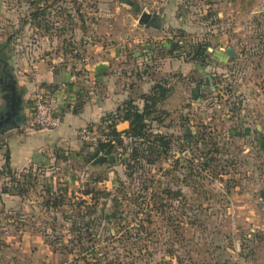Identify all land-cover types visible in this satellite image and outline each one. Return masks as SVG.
<instances>
[{
	"label": "rangeland",
	"instance_id": "1",
	"mask_svg": "<svg viewBox=\"0 0 264 264\" xmlns=\"http://www.w3.org/2000/svg\"><path fill=\"white\" fill-rule=\"evenodd\" d=\"M263 6L264 0H0V62L20 94L18 132H32L23 126V109L31 110L26 96L34 95L39 69H69L81 85L68 91L64 106L109 102L103 115L128 100L142 108V96L163 84V113L152 115L161 121L151 129L174 141L143 182L126 176L120 148L102 164L87 162L98 142L79 138L81 150L57 147L39 164L2 174L0 264H264ZM36 10L41 14L32 19ZM219 52L222 61L215 60ZM97 62L107 66L99 75L92 70ZM105 126L85 127L107 137ZM186 129L193 138L180 149ZM6 154L0 141V170ZM204 160L211 165L201 169ZM159 197L162 215L153 210ZM114 208L119 218L107 220L102 212ZM74 225L80 233L70 231Z\"/></svg>",
	"mask_w": 264,
	"mask_h": 264
},
{
	"label": "trees",
	"instance_id": "2",
	"mask_svg": "<svg viewBox=\"0 0 264 264\" xmlns=\"http://www.w3.org/2000/svg\"><path fill=\"white\" fill-rule=\"evenodd\" d=\"M41 14V10H36L31 13L32 19L39 17ZM197 50L202 57L204 56L205 47L198 46ZM201 60V59H200ZM201 63V62H200ZM168 92V89L165 88L163 84L157 83L152 88L149 94H144L142 96L143 106L139 108L134 104L133 101L128 100L124 101L120 106H118L113 112H109L104 114L100 120L99 124L106 125L105 128L108 129L107 140L98 142L94 147L92 152H88V156H86L87 162L96 158L99 154H103L105 156L114 154L119 148L120 151L117 152V159L121 162L125 169V174L127 177L133 178L137 177L142 180H145L146 173L153 170L154 166L157 162L164 160L167 156H170L171 152H173V136L163 133H154L151 129L152 121H161L160 117H154L153 114L160 112L158 108V104L162 102ZM81 104V103H80ZM79 104L74 106V111H77L79 108ZM163 113V112H160ZM23 116H21V120ZM120 122H127L128 127L124 130H117L116 125ZM192 134L189 129H186L185 135L183 137V143L181 144V148L187 146L192 141ZM201 140H196L197 144ZM174 155V154H173ZM173 158V157H172ZM177 159L174 160V163H177ZM211 162H213L211 160ZM201 169H205L207 166L211 165L208 161L201 162ZM13 171L9 166V155L6 154L5 162L3 169L0 170V176L2 174H10ZM186 183V182H185ZM2 192L8 193L9 189L3 186ZM147 189V188H145ZM144 189V190H145ZM63 193V192H62ZM67 189L64 190V195H61L60 200L56 201L58 204H61L63 197L66 196ZM85 195H89L90 191H84ZM163 193L171 198L179 197V191H173L170 188H165ZM261 196H264V192L260 193ZM114 203L120 204L117 197L112 198ZM162 198H157V201L153 203H158V206H155L153 209L155 213L162 215V207L161 204ZM159 206H162L159 208ZM102 215L110 221H115L119 218L118 212L116 209L111 212H102ZM90 222H87L86 225H89ZM138 232L143 231V226L138 224ZM86 228V232H87ZM71 232L78 231L79 228L72 227L70 229ZM115 231L114 235H117ZM125 232H122L123 235ZM139 235V234H137ZM139 238V236H138ZM137 238V239H138ZM85 261V258H82ZM87 262H84V264ZM120 264V262H118Z\"/></svg>",
	"mask_w": 264,
	"mask_h": 264
},
{
	"label": "crops",
	"instance_id": "3",
	"mask_svg": "<svg viewBox=\"0 0 264 264\" xmlns=\"http://www.w3.org/2000/svg\"><path fill=\"white\" fill-rule=\"evenodd\" d=\"M153 21L155 22L156 19L152 18L150 20V22ZM222 55V53L217 55V59L215 60L222 61L219 60L222 59ZM100 63L105 62H97L93 64L92 70L96 75H99L101 71H103H95L93 69L95 65ZM105 68H107V66ZM35 79L34 88L38 87L40 82L44 87L47 86L45 87L47 89L43 86H39L40 88L47 90L49 93H53L54 96L57 97L59 102L58 111L63 118V122L58 128L51 130H32V132L21 133L20 131L18 132V127H15L0 133V141L3 142V147L8 149L9 166L12 171L21 169L29 163L37 162V164H39L41 161L46 160L48 156L53 155V150L57 147L66 146L70 149L72 147H77L80 150L83 149L84 147L83 145L81 146V142L77 136L78 130L87 125L96 126L97 123H99L103 112L111 109V106H109L111 104L109 102L105 105V102L103 101H91L89 98L87 99V102H84V105L83 102H81V105L83 106H80L77 111H74V106H69L70 104H67L65 107L64 99L68 97V91L71 93L72 89H75L77 85H81L77 82V76L69 69H65L64 71H49V69L44 68L39 69V73ZM61 83H65V88L59 89ZM77 91L81 92L78 89ZM30 93L32 92H28L26 98L33 97ZM23 111L26 112V115V107ZM127 127V122H120L116 125L117 130H124ZM256 127L259 129L258 125Z\"/></svg>",
	"mask_w": 264,
	"mask_h": 264
},
{
	"label": "built area",
	"instance_id": "4",
	"mask_svg": "<svg viewBox=\"0 0 264 264\" xmlns=\"http://www.w3.org/2000/svg\"><path fill=\"white\" fill-rule=\"evenodd\" d=\"M61 88H65V83H61L59 89ZM58 108L59 102L53 93L45 92L39 86L36 87L32 97L31 110L26 114L23 126L27 130H51L58 128L63 122ZM78 138L87 145L107 140L105 135L100 137L94 130H90L88 127L78 130Z\"/></svg>",
	"mask_w": 264,
	"mask_h": 264
},
{
	"label": "flooded vegetation",
	"instance_id": "5",
	"mask_svg": "<svg viewBox=\"0 0 264 264\" xmlns=\"http://www.w3.org/2000/svg\"><path fill=\"white\" fill-rule=\"evenodd\" d=\"M11 83L12 78L6 63L2 64V62H0V87L3 91L4 99V107L3 110L0 111V129L9 123H13L16 115H19L18 109L13 104V96L10 87ZM12 110H16L17 113L13 115Z\"/></svg>",
	"mask_w": 264,
	"mask_h": 264
},
{
	"label": "water",
	"instance_id": "6",
	"mask_svg": "<svg viewBox=\"0 0 264 264\" xmlns=\"http://www.w3.org/2000/svg\"><path fill=\"white\" fill-rule=\"evenodd\" d=\"M261 11L264 12V6L261 8ZM145 14H143L144 16ZM228 54H232V50L228 49L227 50ZM106 67V65L104 63H100L94 66V70L95 71H100L103 70ZM11 87V92H12V96H13V104L16 106V108H19V101H20V94L16 93L15 88H16V83L14 82V80H12V83L10 84ZM16 110H12V114H16ZM21 120V116L20 115H16L15 117V121L13 123H9L7 124L5 127H3L2 129H0V133H3L9 129L15 128L17 123H19ZM112 156H104V155H98L93 161H92V165L95 164H102L108 160H111Z\"/></svg>",
	"mask_w": 264,
	"mask_h": 264
}]
</instances>
